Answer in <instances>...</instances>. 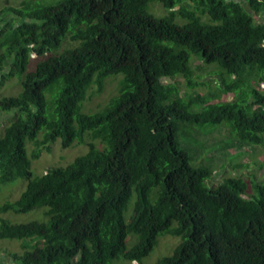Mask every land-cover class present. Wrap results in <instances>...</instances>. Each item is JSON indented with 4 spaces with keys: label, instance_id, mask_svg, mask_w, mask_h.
<instances>
[{
    "label": "trees",
    "instance_id": "16d2710c",
    "mask_svg": "<svg viewBox=\"0 0 264 264\" xmlns=\"http://www.w3.org/2000/svg\"><path fill=\"white\" fill-rule=\"evenodd\" d=\"M13 78L0 187L22 191L0 240L19 249L0 264H142L160 236L180 241L156 264H264V0L3 6L0 87ZM56 140L83 154L33 177Z\"/></svg>",
    "mask_w": 264,
    "mask_h": 264
},
{
    "label": "rangeland",
    "instance_id": "374dc122",
    "mask_svg": "<svg viewBox=\"0 0 264 264\" xmlns=\"http://www.w3.org/2000/svg\"><path fill=\"white\" fill-rule=\"evenodd\" d=\"M22 1L23 0H0V8H2L3 6H8V7H11L13 5L19 6V4ZM153 4L157 5L158 3L151 2L149 4L148 12L150 14H152L151 13L152 12L151 6ZM158 5H160V4H158ZM154 13L155 14H162V16L166 15V12L163 14V12H161V8H159V7L154 8ZM155 16H160V15H155ZM180 19L181 18L177 16L175 21L179 22L178 20H180ZM32 57H34V56L32 55ZM204 80H206V79L204 78ZM258 86H259V84H258ZM260 88H263L261 84H260ZM18 90H19V82L17 79L13 78V79L5 80L2 84V86L0 87V99L4 96H10V95L18 94L19 93ZM180 90H182L184 92V87H181ZM200 91L202 92L201 94L207 93L205 88H200ZM226 97H227L226 100L232 99L231 95H227ZM82 110L85 111L84 108ZM87 113H90V112H87ZM5 120H7V117L5 115L0 116V122H4ZM39 134H42V133L40 132ZM55 142L56 143H53L50 145V151L46 152L44 150V148H42V150L39 154V158L31 160L30 170H31L33 177L40 176V175L44 174L45 170L50 168V167L62 166V165H66V164L72 162L73 159H75L77 156L83 154V153H80L81 152L80 150L85 148V147L79 146V147H74V148L70 147L68 149H62L60 141L56 140ZM27 145H28V143H26V150H27ZM33 148H34V146H31L30 144L28 145V150H32ZM28 150H27V152H28ZM231 152H232V150H231ZM238 160H240V158H238ZM245 160H246L245 158H241V162H244ZM18 190H19V186H17V185H13V186L8 185V187L5 188V190L3 187H0V204L6 200V197L7 198L9 197L11 199L14 198L16 196V193L18 192ZM21 191L18 192L17 196L14 199H16L18 197V195L20 194ZM35 216H36L35 213L30 212V213L18 215L17 219L19 220V222L30 221V220H38V221H46L47 220L46 218L44 220L34 218ZM32 218H34V219H32ZM165 237H168V236H160L158 238V240H159L158 245L154 248V250L150 253V255L142 261V264H156V261L158 258H160L163 255L169 254L171 252L172 248H174V246L177 245L180 241L178 238H173V239L177 240V242L170 249V248H168L167 245H164L162 243V240ZM136 240H137V237L135 235L129 234L126 238L127 245L131 246ZM13 243H15V244H13ZM18 243L19 242L15 241V240H0V251H2L3 249L8 250L9 252L17 250V249H19V246L17 245ZM6 253H8V252H6ZM6 253H4V255H3L4 258L2 257L3 260H5V258H6Z\"/></svg>",
    "mask_w": 264,
    "mask_h": 264
},
{
    "label": "crops",
    "instance_id": "0c3cea01",
    "mask_svg": "<svg viewBox=\"0 0 264 264\" xmlns=\"http://www.w3.org/2000/svg\"><path fill=\"white\" fill-rule=\"evenodd\" d=\"M240 6H242V8L245 9V10L247 11L248 14H250L251 16H253V18H252V19H253L252 24H254V25H258V24L261 23V22H260V18H261V16H256V15L252 14V13L249 11V9H248V5H247V3H246L245 1L240 2Z\"/></svg>",
    "mask_w": 264,
    "mask_h": 264
}]
</instances>
